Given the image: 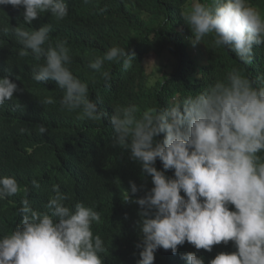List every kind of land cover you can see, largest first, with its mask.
I'll return each mask as SVG.
<instances>
[{
    "label": "clouds",
    "instance_id": "1",
    "mask_svg": "<svg viewBox=\"0 0 264 264\" xmlns=\"http://www.w3.org/2000/svg\"><path fill=\"white\" fill-rule=\"evenodd\" d=\"M9 5L22 7L23 24L30 26L44 13L57 21L69 15L67 0H0V8ZM182 17L194 43L211 37L216 48L233 52L242 66H251L254 49L264 45V15L250 0H195ZM11 30L21 45L19 56L43 58L33 68L32 80L55 81L63 92L62 110H80L82 119L107 121L114 133L112 146L139 165L142 179L151 178L152 187L143 196L137 193L144 185L134 181L126 190V202L139 206L137 264H155L161 248L175 255L185 242L197 250L182 257L185 264H205L199 250L211 253L213 246L229 242L235 251L220 252L207 264H264V74L252 79L233 68L179 103L142 112L135 104L117 105L110 115L100 109L99 98H90L88 84L70 70L68 40L53 42L50 23L38 30L20 24ZM8 32L7 27L0 29ZM134 61L135 52L114 46L88 67L108 85L112 73L104 70L105 62L128 70ZM11 75L0 76V106L23 91ZM54 102L46 97L42 103ZM37 129L41 135L48 132L43 123ZM31 185L40 188L35 179ZM21 190L30 191L14 176H0V200ZM52 192L43 212L21 199L19 225L0 236V264H104V240L93 232L100 213L83 202L67 206L69 196L58 185Z\"/></svg>",
    "mask_w": 264,
    "mask_h": 264
},
{
    "label": "trees",
    "instance_id": "2",
    "mask_svg": "<svg viewBox=\"0 0 264 264\" xmlns=\"http://www.w3.org/2000/svg\"><path fill=\"white\" fill-rule=\"evenodd\" d=\"M67 2L69 15L65 19L57 21L44 13L31 26L23 24L22 7L16 8L13 15L5 11L13 6L0 8L4 15L0 29H9L7 34L0 33V76L12 73L10 78L23 89L0 106V176H14L22 189H30L0 200V236L11 234L19 225L21 199H29L34 210L46 211L45 205L54 195L52 187L58 185L69 196L67 206L74 208L75 203L83 202L100 213L101 220L93 224V232L104 240V264H137L140 257L135 245L141 238L136 225L139 206L126 202V190H130L129 181H134L138 187L144 185L137 193L143 196L152 187L151 178L142 179L139 165L122 149L112 146L114 133L107 121L82 119L80 110H62L63 92L57 83L50 80L39 84L32 80L33 68L43 63V58L19 56L21 45L12 26L20 24L26 30H38L50 23L53 42L56 38L68 40L70 70L88 84L90 98H99L100 109L110 115L117 105L135 104L142 112L179 103L222 79L233 68H240L255 79L264 74V45L254 49V62L245 67L230 50L216 48L211 37L194 43L182 13L195 0ZM250 4L264 15V0H250ZM114 46L135 52L136 61L128 70L122 64L105 62L104 70L112 73V80L106 85L88 64ZM153 54L161 59L168 57L172 71L166 72L161 65L150 68ZM17 75L22 80H16ZM46 97L55 102L43 104ZM40 123L48 128L44 135L38 132ZM157 168H162L159 160ZM172 174L169 171L168 175ZM33 179L40 184L39 189L32 187ZM224 251H235L232 242L213 246L211 253L201 249L198 255L207 264ZM188 252L197 250L187 242L178 247L175 255L161 248L155 264H185L182 257Z\"/></svg>",
    "mask_w": 264,
    "mask_h": 264
},
{
    "label": "rangeland",
    "instance_id": "3",
    "mask_svg": "<svg viewBox=\"0 0 264 264\" xmlns=\"http://www.w3.org/2000/svg\"><path fill=\"white\" fill-rule=\"evenodd\" d=\"M149 65H150V68H152L155 65H161L162 67L164 66V70L166 72L172 71V65L168 57H164L161 59L156 54H153L152 57L150 58Z\"/></svg>",
    "mask_w": 264,
    "mask_h": 264
},
{
    "label": "water",
    "instance_id": "4",
    "mask_svg": "<svg viewBox=\"0 0 264 264\" xmlns=\"http://www.w3.org/2000/svg\"><path fill=\"white\" fill-rule=\"evenodd\" d=\"M5 11L9 15H13V14H16L17 13V9L16 8H12V7H6ZM3 18H4V15L2 13H0V21L1 22H2ZM0 39H1V36H0Z\"/></svg>",
    "mask_w": 264,
    "mask_h": 264
},
{
    "label": "bare ground",
    "instance_id": "5",
    "mask_svg": "<svg viewBox=\"0 0 264 264\" xmlns=\"http://www.w3.org/2000/svg\"><path fill=\"white\" fill-rule=\"evenodd\" d=\"M225 252V251H224ZM231 252V251H230Z\"/></svg>",
    "mask_w": 264,
    "mask_h": 264
}]
</instances>
